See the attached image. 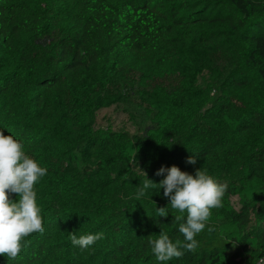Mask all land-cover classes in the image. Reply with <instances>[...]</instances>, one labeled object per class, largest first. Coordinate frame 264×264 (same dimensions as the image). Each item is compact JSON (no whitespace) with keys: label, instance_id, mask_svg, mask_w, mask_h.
<instances>
[{"label":"trees","instance_id":"trees-1","mask_svg":"<svg viewBox=\"0 0 264 264\" xmlns=\"http://www.w3.org/2000/svg\"><path fill=\"white\" fill-rule=\"evenodd\" d=\"M104 111L125 123L99 124ZM0 129L48 170L43 233L0 264L264 258V0H0ZM173 165L228 188L195 251L160 262L149 236L183 241L187 214L158 185L136 196ZM70 232L104 238L81 249Z\"/></svg>","mask_w":264,"mask_h":264},{"label":"clouds","instance_id":"clouds-1","mask_svg":"<svg viewBox=\"0 0 264 264\" xmlns=\"http://www.w3.org/2000/svg\"><path fill=\"white\" fill-rule=\"evenodd\" d=\"M189 163L195 164V158L190 157ZM47 168L24 151L23 145L13 135H5L0 129V255L8 260L19 257L25 247V238L44 231V220L41 207L37 203L36 185L47 174ZM167 173L159 184L150 179L140 183L136 199L144 195V190L150 187L164 189L163 195L170 200L174 212L186 213L174 215V221L179 223V233L183 241L170 238L163 228L156 238L149 236L148 243L152 253L160 262L172 258H180L187 252H194L198 247L196 236L209 223L213 209L223 207V197L228 188L226 181H220L209 174L207 169L198 168L195 174L182 171L178 166L158 170L157 175ZM146 173V172H145ZM147 176V173H146ZM17 194L18 199H12ZM167 208H157V215L167 216ZM209 232L214 228L209 227ZM73 245L86 249L96 241L104 238V233L83 234L77 236L69 233ZM183 249L184 251H182ZM254 264H264V258Z\"/></svg>","mask_w":264,"mask_h":264},{"label":"rangeland","instance_id":"rangeland-1","mask_svg":"<svg viewBox=\"0 0 264 264\" xmlns=\"http://www.w3.org/2000/svg\"><path fill=\"white\" fill-rule=\"evenodd\" d=\"M109 122H113V126L114 127H120V125L125 123L124 117L122 114L119 113H115V112H106L104 111L101 116L99 117V124L101 125H106ZM232 201H238V196H232ZM235 205L239 206L238 203H236ZM219 214V209H213L211 216L210 217H216ZM220 219H222V217H219ZM233 225L231 224H227V225H223V229L225 231H229L230 229H232ZM248 261L247 260H243L240 264H247ZM229 264H236L235 262H231Z\"/></svg>","mask_w":264,"mask_h":264}]
</instances>
